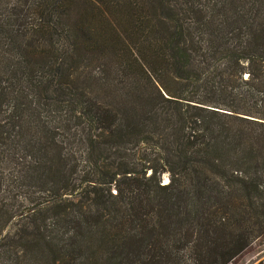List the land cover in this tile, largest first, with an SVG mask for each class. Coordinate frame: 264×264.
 Here are the masks:
<instances>
[{
    "label": "trees",
    "instance_id": "1",
    "mask_svg": "<svg viewBox=\"0 0 264 264\" xmlns=\"http://www.w3.org/2000/svg\"><path fill=\"white\" fill-rule=\"evenodd\" d=\"M263 233L264 0H0V264H228Z\"/></svg>",
    "mask_w": 264,
    "mask_h": 264
},
{
    "label": "rangeland",
    "instance_id": "2",
    "mask_svg": "<svg viewBox=\"0 0 264 264\" xmlns=\"http://www.w3.org/2000/svg\"><path fill=\"white\" fill-rule=\"evenodd\" d=\"M160 183L166 182L163 174L159 177ZM264 258V233L254 238L251 243L228 264H255Z\"/></svg>",
    "mask_w": 264,
    "mask_h": 264
},
{
    "label": "crops",
    "instance_id": "3",
    "mask_svg": "<svg viewBox=\"0 0 264 264\" xmlns=\"http://www.w3.org/2000/svg\"><path fill=\"white\" fill-rule=\"evenodd\" d=\"M260 264H264V260L262 262H260Z\"/></svg>",
    "mask_w": 264,
    "mask_h": 264
}]
</instances>
